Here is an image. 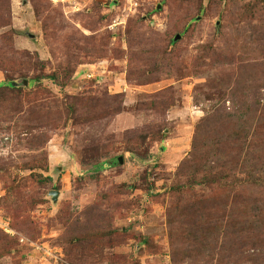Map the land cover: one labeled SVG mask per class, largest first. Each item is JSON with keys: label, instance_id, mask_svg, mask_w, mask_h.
Instances as JSON below:
<instances>
[{"label": "rangeland", "instance_id": "obj_1", "mask_svg": "<svg viewBox=\"0 0 264 264\" xmlns=\"http://www.w3.org/2000/svg\"><path fill=\"white\" fill-rule=\"evenodd\" d=\"M0 77V264H264V0H0Z\"/></svg>", "mask_w": 264, "mask_h": 264}, {"label": "trees", "instance_id": "obj_2", "mask_svg": "<svg viewBox=\"0 0 264 264\" xmlns=\"http://www.w3.org/2000/svg\"><path fill=\"white\" fill-rule=\"evenodd\" d=\"M256 170H258V172H261L260 174H262V175H260V176H257L258 177V179L256 178L255 179V181H257V182H264V170L261 168V169H256ZM256 174H259V173H256ZM220 179L221 180H224V178L223 177H220ZM219 178H214V179H208V183L207 184H211V183H215V182H217V183H219L217 180H220ZM257 184V183H256ZM219 185V184H218ZM258 185V184H257Z\"/></svg>", "mask_w": 264, "mask_h": 264}, {"label": "water", "instance_id": "obj_3", "mask_svg": "<svg viewBox=\"0 0 264 264\" xmlns=\"http://www.w3.org/2000/svg\"><path fill=\"white\" fill-rule=\"evenodd\" d=\"M27 83H25V85H26ZM17 84L16 83H14V85L13 86H16ZM120 162H122V158H120V160H119ZM57 195H54V199H57Z\"/></svg>", "mask_w": 264, "mask_h": 264}, {"label": "crops", "instance_id": "obj_4", "mask_svg": "<svg viewBox=\"0 0 264 264\" xmlns=\"http://www.w3.org/2000/svg\"><path fill=\"white\" fill-rule=\"evenodd\" d=\"M2 80H1V77H0V82H1Z\"/></svg>", "mask_w": 264, "mask_h": 264}, {"label": "built area", "instance_id": "obj_5", "mask_svg": "<svg viewBox=\"0 0 264 264\" xmlns=\"http://www.w3.org/2000/svg\"><path fill=\"white\" fill-rule=\"evenodd\" d=\"M0 225H2V224H0Z\"/></svg>", "mask_w": 264, "mask_h": 264}]
</instances>
